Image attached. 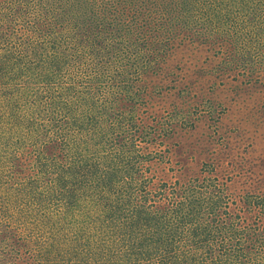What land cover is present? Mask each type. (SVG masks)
Returning a JSON list of instances; mask_svg holds the SVG:
<instances>
[{
	"label": "rangeland",
	"instance_id": "obj_1",
	"mask_svg": "<svg viewBox=\"0 0 264 264\" xmlns=\"http://www.w3.org/2000/svg\"><path fill=\"white\" fill-rule=\"evenodd\" d=\"M153 1L120 2L116 12L121 19L123 9L132 13L140 5L143 13ZM19 5L18 14V3L0 0V170L5 147L21 161L49 155L45 175L37 178L39 191L45 203L53 201L50 208L63 207L52 220L67 233L56 234L67 235L68 242L63 238L59 255L47 264H130L114 243L115 232L127 229V217L117 209L125 210L129 178L175 186L197 180L210 185L217 177L224 197L220 205L231 204L232 220H244V226L258 216L257 226L264 228V0H199L178 24L161 18L165 23L154 34L169 40L155 43L149 57L161 52L165 58L153 62L156 72L142 79L132 74L133 50L108 64L110 56L96 48L101 70H95L100 79L93 78L86 66L92 61L83 65V56L68 47L83 33L92 44L97 36L114 34L71 28L48 19L45 11ZM34 37L44 46L56 41L64 58H48L31 72L22 62ZM45 73L57 80L37 75ZM181 117L198 118L181 127ZM72 123L75 137L96 155L94 174L80 183L57 184L50 175L60 161L52 144L55 125ZM145 124L148 129H142ZM10 208L0 231V264H33L9 253L16 242L13 247L22 245L8 230L20 228L22 209L18 203ZM84 242L97 245L82 253ZM254 256L241 264H264V249Z\"/></svg>",
	"mask_w": 264,
	"mask_h": 264
},
{
	"label": "trees",
	"instance_id": "obj_2",
	"mask_svg": "<svg viewBox=\"0 0 264 264\" xmlns=\"http://www.w3.org/2000/svg\"><path fill=\"white\" fill-rule=\"evenodd\" d=\"M13 1L18 3L16 7L18 14L19 4L30 5L39 14L45 11L48 19L62 20L64 25H72L71 28L85 27L86 31L95 34H100L101 31L114 34V37L97 36L92 44L90 35L83 33L76 43L68 47V50H73V54L83 56V65L86 60H89V63L92 61L90 66L88 63L86 66L87 71L94 74L95 79L100 74L95 73V70L101 69L100 58L94 48L110 56L109 61H106L108 64L125 57L127 55L124 54L125 51L133 50L130 51L135 60L132 74H137L141 79L154 74L156 70L152 67L156 66L152 63L163 61L165 56L158 52L149 57L155 47L151 48L155 43L163 44L169 40L168 37L159 40L154 34L165 23L161 18H164L170 26L171 21L178 24V21L186 18L190 8L199 2V0H154V6L143 13L140 5L132 13L123 9L120 19V15L116 12L117 5L120 2L133 4L134 0ZM6 2L7 0H2V4L6 5ZM136 15H139L138 22ZM128 20L132 22L131 26ZM128 25L132 30L128 29ZM37 32L36 29L35 34ZM43 39L54 40L45 37ZM132 44L134 49L130 47ZM31 45L30 48L27 47L28 60L22 62L31 72L43 68L48 63V58L58 56L60 59L64 58V54L58 52L56 41L44 46L34 37ZM6 58L9 62V53ZM37 75L46 82L54 83L57 80L53 74ZM140 103L147 102L141 100ZM65 116L54 119V123L65 119ZM197 118L181 117V121L177 124L181 127H189ZM133 125L136 126L135 122ZM55 128L57 134L52 144L60 150V161L53 166L50 174L55 177L54 182L58 184L67 181L68 184H76L89 179L88 174H94L93 163L96 155L75 137L73 123L72 125L57 124ZM142 129H148L147 125L142 126ZM5 149V158H2L5 162L2 167L5 168L0 170V231L7 225L6 218H9L11 213L10 206L18 203L22 209L20 228L12 226L8 227V230L12 231L11 235L18 237L22 245L18 248L13 247L17 245L16 242L11 246L9 253H14L15 256L18 254L25 259L28 257L33 264H47L59 255L63 238L64 243L68 242L67 235L60 238L56 234V232L67 233L63 229H58L52 220L60 214V209L63 207L50 208L53 201L45 203L43 192L39 191L41 186L39 187L37 178L45 175L48 166L46 158H49V155L39 156L33 160L31 157H26L21 161L16 159L6 147ZM217 179L213 177L210 185H202L197 180L170 186L164 181L155 183L141 178L136 180L129 178V182H126L125 210L123 207L117 209L121 218L127 217V229L119 230V233L115 232L114 239L115 246L121 251V255L123 254V259L130 264H241L247 260L251 263L254 254L264 249V228L257 226L258 216L253 217L252 220H245L249 224L245 222L244 226H242L244 220L241 221L239 218L232 220L231 204L224 205L227 209L220 205V200L224 197L221 183ZM43 181L47 182V178ZM34 195L36 199L33 201ZM73 200H77V197H73ZM260 205H264V202ZM68 210L71 213L69 208ZM222 216L226 217L222 218ZM3 219L5 221H2ZM35 225H37L36 230ZM96 245L88 246L87 242H84L80 246V251L87 252Z\"/></svg>",
	"mask_w": 264,
	"mask_h": 264
},
{
	"label": "bare ground",
	"instance_id": "obj_3",
	"mask_svg": "<svg viewBox=\"0 0 264 264\" xmlns=\"http://www.w3.org/2000/svg\"><path fill=\"white\" fill-rule=\"evenodd\" d=\"M22 96V95H21ZM12 100V99H11ZM19 102V101H18Z\"/></svg>",
	"mask_w": 264,
	"mask_h": 264
}]
</instances>
